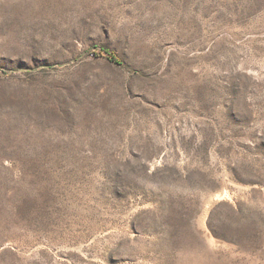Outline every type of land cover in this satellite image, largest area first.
<instances>
[{
	"label": "rangeland",
	"instance_id": "rangeland-1",
	"mask_svg": "<svg viewBox=\"0 0 264 264\" xmlns=\"http://www.w3.org/2000/svg\"><path fill=\"white\" fill-rule=\"evenodd\" d=\"M0 264H264V0H0Z\"/></svg>",
	"mask_w": 264,
	"mask_h": 264
}]
</instances>
